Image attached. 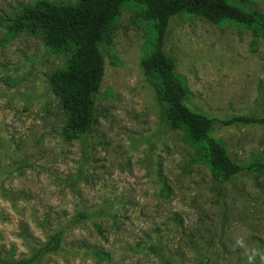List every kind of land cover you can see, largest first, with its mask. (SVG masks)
<instances>
[{
  "label": "rangeland",
  "instance_id": "1",
  "mask_svg": "<svg viewBox=\"0 0 264 264\" xmlns=\"http://www.w3.org/2000/svg\"><path fill=\"white\" fill-rule=\"evenodd\" d=\"M36 1L0 0V264H247L237 237L264 254V174L219 180L167 123V105L140 66L154 39L143 8H120L100 46L92 126L69 141L50 89L65 56L39 35L8 30ZM230 1L264 16V0ZM164 47L190 108L218 119L264 116L257 29L178 15ZM212 136L237 164L264 160L263 126Z\"/></svg>",
  "mask_w": 264,
  "mask_h": 264
},
{
  "label": "trees",
  "instance_id": "2",
  "mask_svg": "<svg viewBox=\"0 0 264 264\" xmlns=\"http://www.w3.org/2000/svg\"><path fill=\"white\" fill-rule=\"evenodd\" d=\"M125 4L141 6L144 20L153 26L154 39L140 66L148 80L156 83L167 105L165 120L182 131L195 159L221 181L246 171L264 174V160L237 164L212 136V132L224 127H264V116L234 115L218 119L190 108L186 104L188 89L175 73V65L164 47L169 23L178 15L199 17L212 24L233 22L264 35V16L230 0H76L72 4L38 0L23 7L10 20L9 33L39 35L51 52L66 58L62 68L50 76L51 92L66 116L62 129L65 139H77L92 126L94 95L103 76L100 46L109 42L113 24ZM95 255L108 261L106 253L97 251Z\"/></svg>",
  "mask_w": 264,
  "mask_h": 264
},
{
  "label": "clouds",
  "instance_id": "3",
  "mask_svg": "<svg viewBox=\"0 0 264 264\" xmlns=\"http://www.w3.org/2000/svg\"><path fill=\"white\" fill-rule=\"evenodd\" d=\"M234 247L244 250V254L247 257V264H256L257 257L264 264V254H261L256 248H250L243 237L236 238Z\"/></svg>",
  "mask_w": 264,
  "mask_h": 264
}]
</instances>
